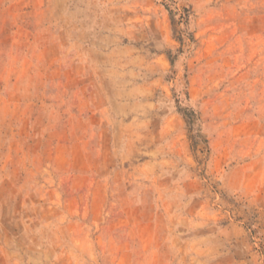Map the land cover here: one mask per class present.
Segmentation results:
<instances>
[{"label": "rangeland", "instance_id": "rangeland-1", "mask_svg": "<svg viewBox=\"0 0 264 264\" xmlns=\"http://www.w3.org/2000/svg\"><path fill=\"white\" fill-rule=\"evenodd\" d=\"M0 264H264V0H0Z\"/></svg>", "mask_w": 264, "mask_h": 264}]
</instances>
